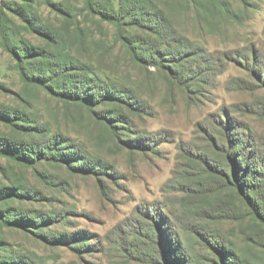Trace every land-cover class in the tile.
<instances>
[{
    "label": "rangeland",
    "instance_id": "rangeland-1",
    "mask_svg": "<svg viewBox=\"0 0 264 264\" xmlns=\"http://www.w3.org/2000/svg\"><path fill=\"white\" fill-rule=\"evenodd\" d=\"M144 1L192 48L184 78L172 59L135 55L144 28L87 0H0L29 64L39 53L52 68L62 53L130 100L60 94L52 83L68 81L54 70L24 81L0 32V108L33 125L0 120V145L31 158L0 151V264H172L175 253L178 264H224L228 244L237 264H264V222L212 170L227 165L219 137L226 150L236 138L264 152V0Z\"/></svg>",
    "mask_w": 264,
    "mask_h": 264
},
{
    "label": "trees",
    "instance_id": "trees-1",
    "mask_svg": "<svg viewBox=\"0 0 264 264\" xmlns=\"http://www.w3.org/2000/svg\"><path fill=\"white\" fill-rule=\"evenodd\" d=\"M120 5L118 9L114 6L107 7V4H100L97 0H87L88 7L91 9H97V11L104 17L108 19H113L115 21L121 22L124 19H128L133 21L138 27L144 28L149 33V38H143L141 36L132 37V43L138 48L135 51V55L140 57L141 59L148 61H159L164 60L165 58L172 59L175 65V76L179 79L184 78L187 74L185 69V61H189L193 58L194 54L192 53V48L185 43V38L178 34L176 29L172 26L168 18L156 9L153 4L148 3L144 0H119ZM15 6H18V10L22 11V5L19 4H9L8 7L11 9ZM4 11L0 12V32L4 41V45L10 47V51L13 53L14 57L18 62V67L20 69L22 79L25 81L29 79L33 80H41L45 77L42 75H47L48 71L54 70L55 72H61L65 79V82L62 85L59 83L53 84L57 87L58 93L60 94H68L71 97H78L82 100L92 101L96 98L109 97L114 99L116 102H122V100L127 99V95L124 91L118 89L117 87L107 84L101 83L102 80L91 77V74L88 70L83 69L81 67L76 66L71 69V65L73 61L62 56V53H59L54 57L56 59L51 65L52 68L44 67L42 63V59H45L46 56L40 55L37 60L39 66H32L29 64V56L32 50L28 47V45L21 44L20 42L17 44H12V35L8 32V19L4 17ZM154 36V37H153ZM27 46V47H26ZM163 47H167V49H163ZM41 53V52H40ZM163 53V56L162 54ZM42 57V58H41ZM160 59V60H159ZM150 60V61H149ZM69 70L73 71V74H68ZM76 70V72H75ZM74 73H79L80 78L76 80L73 76ZM42 74V75H40ZM77 74V75H79ZM69 78V79H67ZM33 79V80H32ZM62 80V81H63ZM47 81V80H46ZM48 82V81H47ZM46 86H50L51 84H45ZM94 85L92 89L93 94L85 92L82 95H79L78 90L84 87H89ZM56 91V90H55ZM101 101V100H100ZM126 102H130V100H125ZM122 102V103H126ZM122 111V110H121ZM5 112V110H4ZM0 108V120H4V122H10L16 128L22 129V131H26L25 129L32 128L33 125L31 121H24V123L19 122V119L14 120L11 118L10 114L4 113ZM116 117H124L120 112H114ZM114 119V117H111ZM26 123V124H25ZM230 147L226 150L225 144H223V140L217 138V144H219L218 149L213 147V149L219 153L218 157L227 162L226 168H219L218 164L214 166L213 173L216 174L217 178L231 188L238 190L240 197H245L248 200V205L251 206L253 212L255 213L256 220L260 222H264V152L255 151L252 149L251 145H247V148L243 144L242 139L233 140L230 139ZM14 145L4 144L0 145V151H13L12 155L21 157L25 159H31L28 153L24 150L26 148L16 149L12 148ZM65 153V152H64ZM67 156V154H64ZM218 168L222 173L219 172ZM229 168V170L227 169ZM8 193L17 195L18 188L9 187ZM4 192V191H3ZM7 193V191L5 190ZM2 194V191L0 190ZM19 221V220H17ZM20 221H24L22 218ZM31 221V220H29ZM172 250L173 247L171 246ZM223 255H225L224 264H237L236 253H233L232 245H226L222 250ZM177 254H173L171 257L172 264H178L179 258L176 256ZM5 264H10V261L5 258ZM234 259V260H233ZM240 260V258H237Z\"/></svg>",
    "mask_w": 264,
    "mask_h": 264
}]
</instances>
